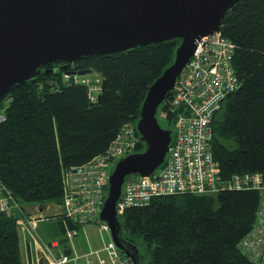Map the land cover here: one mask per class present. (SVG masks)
Here are the masks:
<instances>
[{
  "label": "trees",
  "instance_id": "obj_1",
  "mask_svg": "<svg viewBox=\"0 0 264 264\" xmlns=\"http://www.w3.org/2000/svg\"><path fill=\"white\" fill-rule=\"evenodd\" d=\"M220 31L235 45L233 68L240 81L211 123V151L224 181L233 174H264V0H239L225 13ZM180 41L72 63L68 74H96V100L89 98L90 84L63 79L64 62L48 65L51 73L10 88L0 100V198L9 207L0 210V264H22L17 220L33 215L37 205H61L63 171L105 152L123 125L135 126L148 88L172 63ZM87 69L92 73H76ZM171 96L157 112L166 113L164 120L157 118L169 130L175 120L166 106ZM143 150L139 142L135 153ZM258 205L254 190L161 196L147 207L127 209L119 218L120 235L137 247L141 264H263L240 247Z\"/></svg>",
  "mask_w": 264,
  "mask_h": 264
},
{
  "label": "built area",
  "instance_id": "obj_2",
  "mask_svg": "<svg viewBox=\"0 0 264 264\" xmlns=\"http://www.w3.org/2000/svg\"><path fill=\"white\" fill-rule=\"evenodd\" d=\"M234 52V43L221 31L196 41L189 62L176 79L172 96L166 101L167 109L175 115V120L164 161L149 177L125 178L116 213L120 217L127 209L147 207L161 196L254 190L259 195V205L254 225L240 247L253 260H261L264 264V174H233L223 181L211 151V123L224 100L240 86L233 68ZM63 79L90 84L89 98L96 100L98 80L81 79L75 73H64ZM161 115L166 118L165 112ZM3 119L0 113V121ZM139 142L135 126L125 124L105 152L63 171L61 211L54 217L63 226V239H41L37 227L40 221L49 218L47 216L38 214L18 219L22 264H68L71 259L78 258L69 254L70 251L74 253L71 240L88 224L107 234L109 242L84 254V264H133L115 246L110 228L100 215L109 175L118 160L135 153ZM0 210L9 212L6 198H0Z\"/></svg>",
  "mask_w": 264,
  "mask_h": 264
},
{
  "label": "water",
  "instance_id": "obj_3",
  "mask_svg": "<svg viewBox=\"0 0 264 264\" xmlns=\"http://www.w3.org/2000/svg\"><path fill=\"white\" fill-rule=\"evenodd\" d=\"M238 1L0 0V100L10 88L51 73L43 69L47 65L64 62L66 72L86 56L181 39L172 63L150 85L141 104L135 128L144 150L118 160L107 181L100 218L133 264H141L139 252L121 237L116 213L124 180L149 177L163 163L172 130L160 125L158 108L189 62L196 41L220 31L225 13ZM76 73L82 76L92 69Z\"/></svg>",
  "mask_w": 264,
  "mask_h": 264
},
{
  "label": "rangeland",
  "instance_id": "obj_4",
  "mask_svg": "<svg viewBox=\"0 0 264 264\" xmlns=\"http://www.w3.org/2000/svg\"><path fill=\"white\" fill-rule=\"evenodd\" d=\"M90 76H91L90 78H92L95 77L96 74L92 73L90 74ZM161 111L157 115H159L160 120H164L165 118H162L161 114L163 112ZM221 116H222V112L220 111L217 114V119H220ZM117 160L118 158L116 159V161ZM37 207L39 208V205H37ZM50 209L51 211H54L55 207L51 206ZM37 232L45 240L57 239L63 235L60 233L59 229L57 228V222L52 219H46L44 221H40L37 227ZM107 242H109V237L107 234L100 233L95 226L88 224L87 226L83 227V229H81L76 236L72 238L71 243L74 249V253L73 252L71 253V257L75 255L78 258L74 260L71 259L68 264H84V258H83L84 254L89 252L90 249H98L104 247V245H106ZM140 253L141 254L145 253V251L141 246H140ZM102 255H105V253L103 252Z\"/></svg>",
  "mask_w": 264,
  "mask_h": 264
},
{
  "label": "crops",
  "instance_id": "obj_5",
  "mask_svg": "<svg viewBox=\"0 0 264 264\" xmlns=\"http://www.w3.org/2000/svg\"><path fill=\"white\" fill-rule=\"evenodd\" d=\"M51 206H54L55 207V210L54 211H51V209H50ZM60 206L61 205H53V204H46V205H42V206L39 205V208L36 207V209L34 210L33 215H35V214H39V216L40 215H44V216L49 217L48 219H52V220L56 221V218L54 219V217L57 214L60 213V211H61ZM59 231H60V229H59ZM41 239H43V238L41 237ZM62 239H63V235L60 238L51 239V240H62ZM43 240H45V239H43ZM46 241H48V240H46ZM21 251H22V244H21ZM71 253L72 252L70 251L69 254L71 255Z\"/></svg>",
  "mask_w": 264,
  "mask_h": 264
},
{
  "label": "flooded vegetation",
  "instance_id": "obj_6",
  "mask_svg": "<svg viewBox=\"0 0 264 264\" xmlns=\"http://www.w3.org/2000/svg\"><path fill=\"white\" fill-rule=\"evenodd\" d=\"M56 63H58V62H56ZM53 64H54V63H53ZM50 65H51V64H50ZM47 66H48V65H47ZM47 66L43 67V69H46Z\"/></svg>",
  "mask_w": 264,
  "mask_h": 264
}]
</instances>
